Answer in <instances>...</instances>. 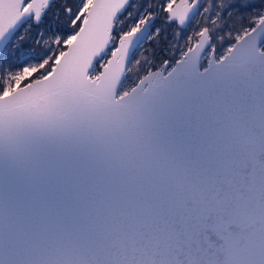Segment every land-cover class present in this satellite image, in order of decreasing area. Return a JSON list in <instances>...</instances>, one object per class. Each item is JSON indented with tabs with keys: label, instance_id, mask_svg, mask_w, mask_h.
I'll return each mask as SVG.
<instances>
[{
	"label": "snow or ice",
	"instance_id": "snow-or-ice-1",
	"mask_svg": "<svg viewBox=\"0 0 264 264\" xmlns=\"http://www.w3.org/2000/svg\"><path fill=\"white\" fill-rule=\"evenodd\" d=\"M0 264H264V0H0Z\"/></svg>",
	"mask_w": 264,
	"mask_h": 264
},
{
	"label": "trees",
	"instance_id": "trees-1",
	"mask_svg": "<svg viewBox=\"0 0 264 264\" xmlns=\"http://www.w3.org/2000/svg\"><path fill=\"white\" fill-rule=\"evenodd\" d=\"M202 19V18H200ZM146 48H148V45H145ZM143 55H151V51L145 52L143 49L140 50V52L136 55L137 59L142 58ZM159 56V53L157 54ZM135 72V66H133V73Z\"/></svg>",
	"mask_w": 264,
	"mask_h": 264
},
{
	"label": "rangeland",
	"instance_id": "rangeland-1",
	"mask_svg": "<svg viewBox=\"0 0 264 264\" xmlns=\"http://www.w3.org/2000/svg\"><path fill=\"white\" fill-rule=\"evenodd\" d=\"M140 52V51H139ZM133 66H135L134 64H133Z\"/></svg>",
	"mask_w": 264,
	"mask_h": 264
},
{
	"label": "flooded vegetation",
	"instance_id": "flooded-vegetation-1",
	"mask_svg": "<svg viewBox=\"0 0 264 264\" xmlns=\"http://www.w3.org/2000/svg\"><path fill=\"white\" fill-rule=\"evenodd\" d=\"M138 53H139V52H138ZM138 53H137V54H138Z\"/></svg>",
	"mask_w": 264,
	"mask_h": 264
}]
</instances>
